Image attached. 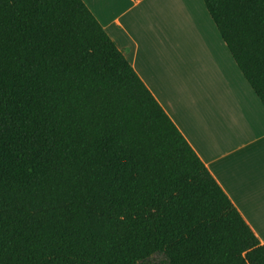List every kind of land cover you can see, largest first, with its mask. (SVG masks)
Segmentation results:
<instances>
[{"label": "trees", "instance_id": "obj_1", "mask_svg": "<svg viewBox=\"0 0 264 264\" xmlns=\"http://www.w3.org/2000/svg\"><path fill=\"white\" fill-rule=\"evenodd\" d=\"M264 106V0H203ZM264 264V244L82 0H0V264Z\"/></svg>", "mask_w": 264, "mask_h": 264}, {"label": "crops", "instance_id": "obj_2", "mask_svg": "<svg viewBox=\"0 0 264 264\" xmlns=\"http://www.w3.org/2000/svg\"><path fill=\"white\" fill-rule=\"evenodd\" d=\"M82 1L264 244L252 212L264 200V175L254 171L262 144L264 168V106L204 1Z\"/></svg>", "mask_w": 264, "mask_h": 264}, {"label": "bare ground", "instance_id": "obj_3", "mask_svg": "<svg viewBox=\"0 0 264 264\" xmlns=\"http://www.w3.org/2000/svg\"><path fill=\"white\" fill-rule=\"evenodd\" d=\"M257 121H259L260 123H263L261 121V117L259 118V116H257ZM262 153H263V148L261 149V152L259 154V158H257V162L255 163L256 167H255V170L256 171L255 173L259 174V175H264V172L261 173V170L259 168L260 165H258L260 163V160H261V156H262ZM261 164V163H260ZM252 206V205H250ZM260 207H258V205H253L252 207V212H253V219H254V222L256 223L257 227L264 232V213L261 211V209H259Z\"/></svg>", "mask_w": 264, "mask_h": 264}, {"label": "rangeland", "instance_id": "obj_4", "mask_svg": "<svg viewBox=\"0 0 264 264\" xmlns=\"http://www.w3.org/2000/svg\"><path fill=\"white\" fill-rule=\"evenodd\" d=\"M181 41L183 40V41H185V42H187L186 44H185V48L186 49H189V48H193V45H195V44H193L192 42H188V39L186 38V37H184L183 35H181V39H180ZM172 49H176L175 47H172ZM178 50V49H177ZM168 91H170V90H168ZM175 106L176 107H178V105L177 104H175ZM257 118V117H256ZM263 148V144L261 145V149ZM261 149H260V151H259V154H260V152H261ZM260 163H261V161H260ZM258 164V165H260L259 166V168H260V170H261V173H263L264 172V168L262 167V165L261 164ZM256 167V166H255ZM253 171V170H252ZM256 172V171H255ZM254 173V172H253ZM255 174V173H254ZM255 175H257L258 177H262L261 175H259V174H255ZM246 176L248 177V175H244V179L246 178ZM255 199H257V198H255ZM254 201H256L257 203H259V205H258V207L260 206V204H263L264 205V200H262V202L261 201H259L258 199L257 200H254ZM248 205H249V203H248ZM263 212V211H262ZM264 213V212H263ZM251 218H252V215L250 216ZM252 220V219H251ZM253 222V221H252ZM254 224V223H253ZM258 231H260V232H262V234H264V232L263 231H261V230H259L258 229ZM162 260H163V258L162 257H159V256H156V257H154L152 260H151V263L150 264H160V263H162Z\"/></svg>", "mask_w": 264, "mask_h": 264}]
</instances>
